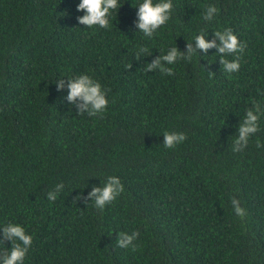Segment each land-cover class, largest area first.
Here are the masks:
<instances>
[{
	"label": "trees",
	"instance_id": "obj_1",
	"mask_svg": "<svg viewBox=\"0 0 264 264\" xmlns=\"http://www.w3.org/2000/svg\"><path fill=\"white\" fill-rule=\"evenodd\" d=\"M80 2L0 0V264L13 223L32 236L23 264H264V114L232 151L247 111L264 108V0H171L151 38L138 29L142 0H119L108 28L81 24ZM225 28L246 44L233 73L218 47H196L201 31L220 45ZM189 43L191 60H161L174 75L147 68ZM83 74L106 91L102 114L67 99ZM165 131L186 139L166 148ZM108 176L123 192L101 210L89 194ZM137 231L135 249L117 245Z\"/></svg>",
	"mask_w": 264,
	"mask_h": 264
},
{
	"label": "clouds",
	"instance_id": "obj_2",
	"mask_svg": "<svg viewBox=\"0 0 264 264\" xmlns=\"http://www.w3.org/2000/svg\"><path fill=\"white\" fill-rule=\"evenodd\" d=\"M120 6L119 0H81L78 5V10H85L86 14L78 18L79 22L87 25L89 28L93 26L108 28L109 16L112 10H116ZM172 7L171 0H156V2L154 0H142L138 4V29L146 37L151 38L153 33L170 19ZM217 11L218 9L214 5H207L203 19L208 21L212 20L217 14ZM214 34L219 38L220 45H215V41H206L203 31H201V34L195 37L196 47L205 51L214 46L218 47V52L225 54L221 59L224 71L227 73L238 71L240 68V54L244 52L246 44L240 42L231 28L216 31ZM147 52L148 49L140 48L136 54L137 58ZM194 52L195 50L190 43L186 56L176 46H173L171 51L162 57H157L152 63L147 65V68L155 69L159 67L162 73L174 75L173 69L171 67H165L161 64V60L166 61L168 65H172L180 59L191 60ZM231 53H236V55L234 59L229 60L226 57ZM67 86L69 89L67 99L69 101H75L77 98L83 101L81 112L87 109L90 116H96L106 110L109 103L106 97V91L102 89L100 82L91 76L83 74L78 78L70 79ZM63 87L64 83L63 79H61L58 82V88ZM262 114H264V108H262L259 102H254V108L247 111L243 122L239 126L238 136L232 145L233 152L242 151L247 146L250 135L260 130L258 121ZM185 139L186 135L182 132L165 131L163 144L166 148H173ZM257 147H262V145L257 142ZM59 186L57 185V187ZM122 192L123 185L120 179L116 176H108L104 187L102 189L94 187L89 195L94 197L95 206L103 210L106 204L113 202ZM48 199L54 200L55 193L50 192ZM231 203L236 215L243 218L246 215V211L241 207L240 201L233 197ZM138 235V231L131 234L121 232L117 240V245L121 248H127L129 245H132L133 249H135L133 241ZM4 237L12 241V246L8 254L4 256L2 264H23L25 255L32 244V236L26 234L22 225L13 223L4 227ZM0 243H3V241H0Z\"/></svg>",
	"mask_w": 264,
	"mask_h": 264
}]
</instances>
